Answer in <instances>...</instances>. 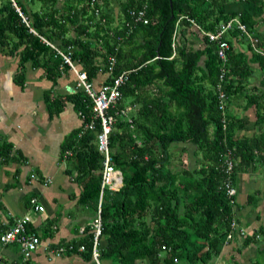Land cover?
Masks as SVG:
<instances>
[{
	"label": "trees",
	"instance_id": "trees-1",
	"mask_svg": "<svg viewBox=\"0 0 264 264\" xmlns=\"http://www.w3.org/2000/svg\"><path fill=\"white\" fill-rule=\"evenodd\" d=\"M32 1L41 8L29 11L25 1L16 0L27 24L11 0H0V49L19 57L18 84L25 82L28 63L43 68L53 81L70 69L44 38L64 52L71 47L73 61L90 81L100 71L110 73L106 82L131 71L121 100L110 109L116 116L110 134L112 164L123 173L117 190L106 187L102 193L100 120L93 130L85 128L94 120L91 97L84 89L65 97L84 120L66 150L72 151L70 170L83 186L80 204L95 217L101 205L100 239L108 241L99 248L102 263L215 264L238 229L233 226L236 195L227 193L226 184L235 187L240 173L264 167V57L235 29L223 36L229 43L224 61L219 42L200 32L215 33L239 16L264 47V0H96L106 23L95 15L91 0H67L62 8L58 0ZM114 4L119 6L117 18ZM133 9H145L149 23H135ZM191 27L195 33L187 40L184 31ZM110 56L116 58L111 72ZM256 72L260 83L252 88ZM220 91L227 97L224 108ZM46 95L52 109H63V96ZM126 99L138 106L130 118L117 114ZM234 106L254 109L255 134H242L250 120ZM189 145L195 147L192 165L184 162ZM0 157L12 158L7 144L0 145ZM249 198L255 204L257 193ZM2 224L0 219V229ZM27 227L37 233L31 221ZM262 234L245 236L243 246ZM93 241L92 226L74 241L85 246L87 260H93ZM254 264H264V258Z\"/></svg>",
	"mask_w": 264,
	"mask_h": 264
},
{
	"label": "crops",
	"instance_id": "crops-1",
	"mask_svg": "<svg viewBox=\"0 0 264 264\" xmlns=\"http://www.w3.org/2000/svg\"><path fill=\"white\" fill-rule=\"evenodd\" d=\"M23 1L29 11L41 8V4L32 0ZM66 1L58 0L57 7L62 8ZM112 10L117 18L119 6L114 4ZM192 32L195 33L194 27L184 31L187 40H191ZM74 34L75 31L71 30L70 35ZM197 37L201 42L200 34ZM77 67L82 70L79 64ZM255 67L259 69L258 64ZM18 68L19 57L0 49V145L7 144L12 156L9 161L0 157V219L2 226L6 227L12 225L16 217L29 215L43 244L49 249L40 247L26 261L18 244L0 246V264H95L94 259L87 260L83 255L85 249L81 246L84 245L74 243L88 234L95 216L89 207L80 204L83 186L77 180V173L70 170L72 157L64 153L72 134L84 126V120L73 103L65 99L80 89L78 77L70 68L53 81L43 68L28 63L25 82L18 84L15 80ZM108 78V72L100 71L92 83L98 89ZM260 78L251 82L250 87L259 85ZM48 91L53 96L64 97L61 111L51 108L46 95ZM130 102L131 99L124 102V116L128 118L138 109ZM234 108L250 120L249 128L242 134H255L256 129L252 127L256 119L254 109ZM194 152L195 147L189 145L188 154ZM235 188L234 213L238 229L215 259V264H254L264 258V167L257 165L240 173ZM252 193H257L255 204L249 202ZM33 198L45 207L43 213L32 206ZM260 230L263 234L257 241L243 246L245 236ZM107 244L108 241L99 236V248ZM70 245L73 248L60 256L52 251ZM104 264H111V261H104Z\"/></svg>",
	"mask_w": 264,
	"mask_h": 264
},
{
	"label": "built area",
	"instance_id": "built-area-1",
	"mask_svg": "<svg viewBox=\"0 0 264 264\" xmlns=\"http://www.w3.org/2000/svg\"><path fill=\"white\" fill-rule=\"evenodd\" d=\"M13 5L16 7L19 14L23 17L24 21L29 24V21L21 11L18 6L16 0H11ZM90 5L94 9L95 15L102 20V22L106 23L107 19L102 15V8L96 5V0H91ZM131 16L135 23H149V18L146 15L145 9H133L131 11ZM196 28L200 27L196 24L194 20H191ZM132 27L130 23L127 24ZM238 30L242 33L243 36L247 37L250 44L253 47V50L258 53L260 56L264 57V47L260 46V39L252 33L247 25L242 22L239 16L230 19L229 21L221 24L220 29L215 32H200L201 36L207 35L209 36L211 41L219 42V50L218 54L220 58L224 61L227 60V50L229 49V43L223 39V36L232 30ZM44 41L54 47L60 55L63 56L65 63H67L72 70L76 73L78 77V87L80 89H84L93 101V112H94V120L85 125V128L93 130L95 128L96 120H100L102 130L98 134L97 143L98 149L104 155L103 161V170H102V193L106 187L110 189L117 190L120 188L122 183V173L120 170L114 167L113 158L110 151V134L112 132L113 124L116 121V116L110 113V109L114 108L118 101L122 98V90L121 88L129 81L131 71H123L118 76H116L111 82H104L98 89H96L92 83L88 79V75L85 71L80 70L77 67V64L72 59V48L70 47L68 52H64L60 48H58L53 43L49 42L44 38ZM110 72L112 71L116 58L115 56H110ZM110 74V73H109ZM224 77V72L221 75V79ZM220 87V86H219ZM219 99L221 102V108H224V104L227 100L226 94L224 91H220ZM125 115L126 110L123 109L120 112L117 111V114ZM83 131L79 133L81 136ZM72 151L66 150L65 156H71ZM229 169L233 167L232 161L228 162ZM33 178H36L35 174H32ZM227 193L230 196L236 195V188L232 185V183L226 184ZM32 206L36 211L43 213L45 211V207L40 204L35 198L31 200ZM31 221V217L29 215L18 216L14 219L12 225L5 227L4 229H0V246H7L10 244H18L21 249V253L23 255L24 260H29L35 252L42 246L45 249H49L48 245L43 244L42 237L36 232H30L28 230V223ZM234 227H237L236 223H233ZM238 228V227H237ZM92 229L94 231V241H93V259L96 263L100 264V250H99V236L102 234V217H101V205L99 206L98 215L94 218ZM232 233L229 235L231 238ZM73 246H60L58 248L52 249L56 255L65 254L68 250L72 249ZM81 249H85L84 246H81ZM1 259V256H0Z\"/></svg>",
	"mask_w": 264,
	"mask_h": 264
},
{
	"label": "rangeland",
	"instance_id": "rangeland-1",
	"mask_svg": "<svg viewBox=\"0 0 264 264\" xmlns=\"http://www.w3.org/2000/svg\"><path fill=\"white\" fill-rule=\"evenodd\" d=\"M37 3L38 4H41L40 2H37ZM259 77H260V74L258 72H256L255 75L250 80H251V82H255L256 80L259 79ZM193 155L192 154H186V155H184V162H185V164L192 165L193 162L191 160V156H193Z\"/></svg>",
	"mask_w": 264,
	"mask_h": 264
},
{
	"label": "clouds",
	"instance_id": "clouds-1",
	"mask_svg": "<svg viewBox=\"0 0 264 264\" xmlns=\"http://www.w3.org/2000/svg\"><path fill=\"white\" fill-rule=\"evenodd\" d=\"M118 170H119V169H118ZM121 173H122V171H121ZM122 176H123V175H122ZM122 181H123V177H122ZM122 185H123V184H122ZM122 185H121V186H122ZM121 186H120V187H121ZM6 227H7V226H6ZM94 262H95V260H94ZM95 264H98V263L95 262ZM100 264H102V262H101V258H100Z\"/></svg>",
	"mask_w": 264,
	"mask_h": 264
},
{
	"label": "water",
	"instance_id": "water-1",
	"mask_svg": "<svg viewBox=\"0 0 264 264\" xmlns=\"http://www.w3.org/2000/svg\"><path fill=\"white\" fill-rule=\"evenodd\" d=\"M122 175H123V173H122ZM123 184V181H122V183H121V185Z\"/></svg>",
	"mask_w": 264,
	"mask_h": 264
}]
</instances>
